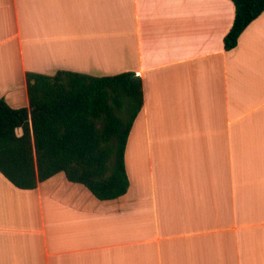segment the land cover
<instances>
[{
  "label": "crops",
  "instance_id": "obj_1",
  "mask_svg": "<svg viewBox=\"0 0 264 264\" xmlns=\"http://www.w3.org/2000/svg\"><path fill=\"white\" fill-rule=\"evenodd\" d=\"M231 0H0V98L27 72L134 71L127 193L0 172V264H264V11L226 50Z\"/></svg>",
  "mask_w": 264,
  "mask_h": 264
},
{
  "label": "trees",
  "instance_id": "obj_2",
  "mask_svg": "<svg viewBox=\"0 0 264 264\" xmlns=\"http://www.w3.org/2000/svg\"><path fill=\"white\" fill-rule=\"evenodd\" d=\"M231 1L235 15L226 50L264 11V0ZM26 80L29 106L15 108L0 98V172L19 189H35L62 172L99 200L125 195L126 146L144 104L140 75L58 70L27 72Z\"/></svg>",
  "mask_w": 264,
  "mask_h": 264
},
{
  "label": "rangeland",
  "instance_id": "obj_3",
  "mask_svg": "<svg viewBox=\"0 0 264 264\" xmlns=\"http://www.w3.org/2000/svg\"><path fill=\"white\" fill-rule=\"evenodd\" d=\"M18 133H19V134L21 133L20 129L18 130Z\"/></svg>",
  "mask_w": 264,
  "mask_h": 264
}]
</instances>
